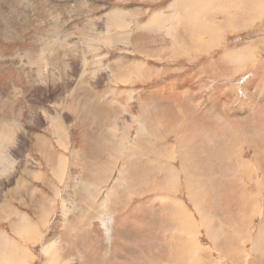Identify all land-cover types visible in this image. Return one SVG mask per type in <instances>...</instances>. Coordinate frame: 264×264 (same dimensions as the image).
Returning <instances> with one entry per match:
<instances>
[{
  "label": "rangeland",
  "instance_id": "1",
  "mask_svg": "<svg viewBox=\"0 0 264 264\" xmlns=\"http://www.w3.org/2000/svg\"><path fill=\"white\" fill-rule=\"evenodd\" d=\"M263 4L0 0V118L18 123L0 154V264H49L63 208L55 264H264V193L245 183L249 212L224 199L264 150ZM177 209L201 253L174 250ZM16 211L38 237L17 233Z\"/></svg>",
  "mask_w": 264,
  "mask_h": 264
},
{
  "label": "bare ground",
  "instance_id": "2",
  "mask_svg": "<svg viewBox=\"0 0 264 264\" xmlns=\"http://www.w3.org/2000/svg\"><path fill=\"white\" fill-rule=\"evenodd\" d=\"M19 1V0H18ZM181 1V0H180ZM18 5V4H17ZM10 7H12V6H10ZM18 8H20V7H18ZM16 9V8H15ZM16 11H18V10H16ZM24 11V10H23ZM19 12H21V11H19ZM160 12V11H159ZM18 13V12H17ZM122 13V12H121ZM188 14V13H187ZM6 15V14H5ZM2 16V15H1ZM15 16V18H16V15H14ZM117 16V15H116ZM188 16H189V14H188ZM3 17V16H2ZM7 17V16H6ZM4 18V17H3ZM21 19H22V17H20ZM7 19H9V20H11V18H8L7 17ZM125 19V18H124ZM232 19V18H231ZM2 20H4V19H2ZM93 20V19H92ZM158 20V19H157ZM99 21V20H98ZM5 22H7V21H5ZM12 22V21H11ZM10 22V23H11ZM18 22V21H17ZM159 22V21H158ZM99 23V22H98ZM3 24H6V23H4L3 22ZM150 24V23H149ZM161 24V23H160ZM155 25V24H154ZM5 26V25H4ZM54 26V25H53ZM9 27V26H8ZM149 27H150V25H149ZM134 28V27H133ZM155 28V27H154ZM3 29H4V27H3ZM109 29V28H108ZM112 29V28H111ZM150 29H151V27H150ZM92 30V29H91ZM153 30V29H152ZM101 31V30H100ZM9 32V31H8ZM15 32V31H14ZM42 32V31H41ZM95 32V31H94ZM122 32V31H121ZM11 34V33H10ZM89 34H90V31H89ZM102 34V33H101ZM16 35V34H15ZM34 36V35H33ZM106 36V35H105ZM101 37V36H100ZM45 38H47V37H45ZM85 38V37H84ZM12 39V38H11ZM14 39V38H13ZM95 39V38H94ZM93 39V40H94ZM39 40V39H38ZM44 40V39H43ZM90 40V39H89ZM18 41V40H17ZM96 40H94V42H95ZM87 42V41H86ZM88 42H90V41H88ZM98 42V41H97ZM92 43V42H91ZM96 43V42H95ZM87 45L90 47V45L87 43ZM99 45V44H98ZM89 47H88V49H89ZM93 48H94V46H93ZM102 49V48H101ZM74 50V49H73ZM86 50V49H85ZM93 50V49H92ZM95 50V49H94ZM90 51H91V47H90ZM87 52H88V50H87ZM100 52V51H99ZM74 53V52H73ZM91 53V52H90ZM49 54V53H48ZM85 56V55H84ZM46 58V57H45ZM49 59V58H48ZM65 59V58H64ZM34 60V59H33ZM96 60V59H95ZM29 61H31L30 59H29ZM57 61V60H56ZM39 63V62H38ZM68 63V62H67ZM59 64V63H58ZM104 65V64H103ZM105 66V65H104ZM38 68H39V66H38ZM40 68H41V66H40ZM109 69V68H108ZM138 70V69H137ZM39 71V73L41 74L42 73V69H39L38 70ZM106 71V70H105ZM260 71V70H259ZM262 71H263V69H262ZM62 72V71H61ZM64 72V71H63ZM235 72V71H234ZM261 72V71H260ZM259 73V72H258ZM264 74V73H263ZM42 75V74H41ZM108 75V74H107ZM106 75V76H107ZM259 75V74H258ZM109 76V75H108ZM38 77V76H37ZM59 77V76H58ZM256 77V76H255ZM82 79H84V78H82ZM110 79V78H109ZM81 80L79 79V82H80ZM47 82V81H46ZM5 83V82H4ZM63 84V83H62ZM79 84H81V83H79ZM61 86V85H60ZM64 86H66V85H64ZM75 86V85H74ZM90 86V85H89ZM56 88V87H55ZM54 89V88H53ZM65 89V88H64ZM87 91V90H86ZM2 92V91H1ZM5 94V93H4ZM3 94V95H4ZM6 95V94H5ZM79 96V95H78ZM89 97V96H88ZM1 99H2V97H1ZM86 99V98H85ZM3 101V100H2ZM84 101V100H83ZM86 101V100H85ZM21 103V102H20ZM1 106V105H0ZM10 109H11V107H10ZM9 109V110H10ZM9 110H8V112H9ZM11 112V111H10ZM12 113V112H11ZM2 115V114H1ZM1 115H0V117H1ZM10 115V114H9ZM9 115H6V116H9ZM11 116V115H10ZM11 118V117H10ZM6 119L7 120H5L4 119V115H3V117L2 118H0V154H1V152L6 148V147H11L12 146V143L14 142V138L15 137H13V133H16V128L18 127L17 126V124H16V122L14 121V120H9L8 119V117H6ZM9 120V121H8ZM4 123H6V124H4ZM188 144V143H187ZM257 145V144H256ZM84 148V147H83ZM188 148V147H187ZM255 148V147H254ZM259 149V147L257 146L256 147V151ZM51 151V152H50ZM50 151H48V153L47 154H45V155H48L49 157L48 158H46L48 161L49 160H51V159H53L54 158V161H55V158H56V154L52 151V150H50ZM162 152V151H161ZM83 154V153H82ZM2 156V155H1ZM79 156V155H78ZM7 157V156H6ZM47 157V156H46ZM4 158V157H3ZM2 158V159H3ZM186 158V157H185ZM1 158H0V168L1 167H3L4 166V162H5V160L6 159H4V160H2ZM57 160V159H56ZM59 160H60V162H58V165L59 164H61V163H63L62 162V159L61 158H59ZM242 159H240V167L238 166V168H240V170L238 171V177H237V181L235 182L236 184H233V186H232V190H234L235 192L238 190V191H240V194H238V197H233V199H231V198H229V197H227V198H224V199H226L228 202H226L227 203V206H229L230 208L234 205L235 207H238V209H240V210H244V211H247V212H249V211H255V209H254V207L255 206H253L251 203H250V200L252 199H254V198H256V196L255 195H257V194H255L254 192L255 191H250V193H248L246 190H247V186H246V182H249L250 183V181L255 185V189L256 190H260V192L261 193H264V150L263 151H261L260 152V156H258V158H257V161L254 163L255 165H256V168L258 169V178L256 179V180H254L253 178L255 177V174H254V171H253V163H248V162H245V161H241ZM238 162V161H237ZM148 163V162H147ZM5 164H6V162H5ZM85 164V163H84ZM239 164V163H238ZM63 165V164H62ZM62 165H60V166H57L56 168H57V171H62V168H61V166ZM53 166V165H52ZM63 167V166H62ZM5 168V167H4ZM6 168H8L7 166H6ZM9 168H12V167H9ZM56 168H54V169H56ZM58 168H61V169H59L58 170ZM2 170H3V168H1ZM0 169V171L1 172H4V170L2 171ZM7 170V169H6ZM101 170H103V169H101ZM0 172V173H1ZM6 174H7V172H6ZM38 175V173H36L35 174V176H37ZM41 175V174H40ZM43 175V174H42ZM0 176H1V174H0ZM3 176V175H2ZM261 179V180H260ZM79 181V180H78ZM100 181V180H99ZM80 182V181H79ZM99 183V182H98ZM22 184V183H21ZM25 184V183H24ZM88 184V183H87ZM87 187V186H86ZM70 188V187H69ZM73 188V187H72ZM68 189V188H67ZM232 190H230V191H232ZM204 191V190H203ZM70 193V192H69ZM68 193V194H69ZM22 194V193H21ZM201 194V193H200ZM252 194H254V195H252ZM263 195V194H262ZM200 196V195H199ZM202 196V195H201ZM205 196V195H204ZM251 196V197H250ZM74 197V196H73ZM235 198V199H234ZM44 199H47V198H45L44 197V195L41 197V199H40V197H38V200H37V204L38 203H46L47 201H45ZM223 199V200H224ZM80 200V199H79ZM169 200H170V202H169V207L171 208V210H172V207L176 210V204H175V202L172 200V198L171 197H169ZM225 200V201H226ZM53 204V203H52ZM77 204V203H76ZM75 204V205H76ZM74 205V206H75ZM225 205V204H224ZM42 206V205H41ZM46 206V205H45ZM67 207V206H66ZM70 207V209L72 208V206H69ZM76 207V206H75ZM93 207V206H92ZM46 208V207H45ZM62 208V207H61ZM178 208V207H177ZM12 209V208H11ZM42 209H43V207H42ZM47 209V208H46ZM77 209V208H76ZM9 206L8 205H6V202H0V217L1 218H3V217H6V216H9L11 213L9 212ZM48 210V209H47ZM71 210H73V209H71ZM183 210V209H182ZM182 210H180V209H177V211L175 212V213H172V215H171V217H172V221H174V223L176 224V225H178L179 226V230H177L178 232H179V236H180V233H181V237H180V240L179 241H177V243H178V246H176L175 247V249L174 250H176L177 249V247H178V249L177 250H181V248L184 246V247H186V249L188 250V251H193L192 253H195V251L199 254V253H201V251H203L202 249H201V247H199V245H197V243H195L192 239L191 240H186L185 242L183 241V224L184 225H187L188 227H191L190 229H192L193 228V226H192V224H190L189 222L187 223V222H183V211ZM108 211V210H107ZM45 212V211H44ZM47 212V211H46ZM174 212V211H173ZM10 213V214H9ZM42 213V212H41ZM67 213H68V210H67V208H63L62 209V211H61V213H60V218H59V220L58 221H62V222H64V223H66V220H67ZM15 214H16V216H17V221L16 222H14L15 224H14V226H15V229H16V231H17V233L19 234H21L22 236H25V237H28L29 239L30 238H32V239H35V237H38V233H37V228L38 227H36V223H34L33 222V219H31L28 215H26V214H22L21 212H18V211H16L15 212ZM59 214V213H58ZM261 214V215H260ZM259 215L260 216H262L261 218L263 219V220H261V223H262V226L260 227L259 225H258V228H260V230L259 231H262V229H263V231H264V210L260 213ZM190 217H188V219H189ZM206 218V217H205ZM231 219V218H230ZM208 220V219H207ZM209 220H211V219H209ZM232 220V219H231ZM204 221V220H203ZM246 221V219L243 217V216H240L239 218H237V219H235V222H236V224L237 223H239V224H244V222ZM60 222L58 223V224H55L54 225V228L52 229V231L50 232V234H49V236H47V238H46V240H45V242H44V247H43V250L46 252V253H48V256H49V264H55V261L57 260V256H56V253L58 252V246H57V243H58V241H59V239H60V237H61V230L60 229H58V227L60 226ZM57 223V222H56ZM261 223H259V224H261ZM62 224V223H61ZM224 224V223H223ZM63 225H65V224H63ZM67 225V224H66ZM204 225V224H203ZM232 225H234V224H232ZM235 226V225H234ZM64 227V226H63ZM199 227V226H198ZM186 228V227H185ZM223 228V227H222ZM211 229V228H210ZM213 229V228H212ZM60 230V231H59ZM200 230V229H199ZM58 231H59V233H58ZM214 231V230H213ZM228 231V230H227ZM189 232V231H188ZM217 232V231H216ZM177 233V232H176ZM244 233V232H243ZM259 233H261V232H259ZM238 234V233H237ZM209 235V234H208ZM212 235H214V234H212ZM240 235V234H239ZM264 235V234H263ZM41 236V235H40ZM248 236V235H247ZM213 237V236H212ZM244 237V236H243ZM261 237H262V235H261ZM263 238V237H262ZM186 239V238H185ZM199 239V238H198ZM211 239V238H210ZM213 239V238H212ZM246 239V238H245ZM178 240V239H177ZM263 240H264V238H263ZM262 240V241H263ZM184 242V243H183ZM261 242V241H260ZM13 243H15L14 241H13ZM12 243V245H11V251H12V253L11 254H13V256H16L17 255V253H18V251H21V254H22V256H24V255H27L26 254V250H24V248H23V246L21 247V249H16V245H14ZM200 243V242H199ZM262 243V242H261ZM16 244V243H15ZM252 244V243H251ZM258 244V243H257ZM202 245V244H201ZM247 245V244H246ZM218 246H219V244H218ZM221 246H224V245H221ZM260 246H262V245H260ZM260 246H259V248H260ZM25 247V246H24ZM183 247V248H184ZM243 247V246H242ZM257 247V246H256ZM220 248V247H219ZM250 249H251V247H250ZM245 250H246V248H245ZM244 250V251H245ZM263 250V249H262ZM24 252V253H23ZM187 252V251H186ZM255 252V251H254ZM224 253V252H223ZM0 254H2L1 253V251H0ZM20 254V255H21ZM198 254H196V255H198ZM226 254V253H225ZM209 255V254H208ZM186 256H187V254H186ZM251 256V255H250ZM17 257V256H16ZM20 257V256H19ZM227 257H229V256H227ZM239 257V256H238ZM21 258V257H20ZM250 258V257H249ZM12 259V258H11ZM73 259V258H72ZM225 259V258H224ZM232 259V258H231ZM61 260V259H60ZM234 261H235V259H233ZM237 260V259H236ZM251 260V259H250ZM264 260V259H263ZM9 261H11V260H9ZM71 261V260H70ZM70 261L68 260L67 262H65V263H63V264H70ZM226 261V260H225ZM249 261V260H248ZM218 262V261H217ZM244 262V261H243ZM247 262V261H246ZM61 263V262H60ZM211 263V262H210ZM216 263V262H215ZM245 263V262H244ZM57 264V263H56ZM176 264V263H175ZM183 264V263H182ZM217 264V263H216ZM239 264V263H238Z\"/></svg>",
  "mask_w": 264,
  "mask_h": 264
},
{
  "label": "crops",
  "instance_id": "3",
  "mask_svg": "<svg viewBox=\"0 0 264 264\" xmlns=\"http://www.w3.org/2000/svg\"><path fill=\"white\" fill-rule=\"evenodd\" d=\"M263 8H264V4H263V6H262V8H261L262 10H258V12H257L255 15H254V12H255V11H254V12L252 13L251 16H252L253 18H258L257 16H260V13L263 11Z\"/></svg>",
  "mask_w": 264,
  "mask_h": 264
}]
</instances>
